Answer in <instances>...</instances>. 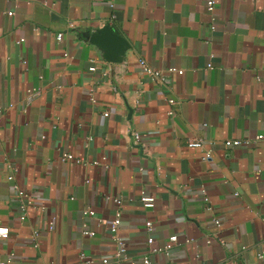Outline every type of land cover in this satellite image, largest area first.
Wrapping results in <instances>:
<instances>
[{
    "label": "crops",
    "instance_id": "obj_1",
    "mask_svg": "<svg viewBox=\"0 0 264 264\" xmlns=\"http://www.w3.org/2000/svg\"><path fill=\"white\" fill-rule=\"evenodd\" d=\"M206 1L0 0V258L85 264L84 249L97 262L114 251L120 207L127 263L174 236L155 264H264V137L244 140L264 133V0H216L214 28ZM105 24L129 42L122 60L88 36ZM28 86L42 91L23 107Z\"/></svg>",
    "mask_w": 264,
    "mask_h": 264
},
{
    "label": "built area",
    "instance_id": "obj_2",
    "mask_svg": "<svg viewBox=\"0 0 264 264\" xmlns=\"http://www.w3.org/2000/svg\"><path fill=\"white\" fill-rule=\"evenodd\" d=\"M206 5L207 8L212 12V23H211V27L214 28V20L216 19V15L214 13V9L216 6V0H207L206 1ZM8 13H13L12 9L8 10ZM73 24V23H72ZM140 64L143 67L144 71L153 79H157L160 81H164L166 76L165 73L162 69L157 68L155 66H153L152 64H150L144 57H140L139 58ZM23 62L26 63L27 60L23 59ZM208 65H211V62L208 63ZM96 68V64H92L90 65V69H95ZM170 69H178L179 72H183V68H175V67H170ZM42 89L40 86H28L26 89V92L24 94V98H23V107H26L35 97H37L40 93H41ZM169 103L171 105H173L174 103L177 102V99L173 96L169 97ZM11 105V104H10ZM6 109L5 104H3L2 102H0V120L2 118V114L4 112V110ZM170 112H173V106L169 108ZM108 111L105 110L104 113H107ZM132 135L133 138L135 140V142H138L141 139V133L137 130H133L132 131ZM264 137V133L263 132H258L256 133L253 137H249L244 139L245 141H250L249 139H260ZM242 142V139L240 138H227L225 140V143L227 145L230 144H239ZM204 143V138L200 135L197 134H192L190 136H188L187 138V144L189 146H202ZM210 151H208L205 156H210ZM62 158L65 159H73L76 161H79L82 159V157L80 156H76L73 152H66L63 154ZM9 178H13L14 177V173L10 172L9 173ZM15 193L17 194V196L20 198V200L23 202L24 205H36V207H42L41 205H37L34 201V197L33 194L22 188L19 184L14 183L13 184ZM202 190L204 193V199L206 202V208H211V204H210V198L209 195L206 193V189L205 186H202ZM108 197H110V194H107ZM113 197V199L119 203V205H121L122 203V198L120 196H111ZM142 200L144 202L145 205L147 206H152L154 205V196L153 195H145L142 196ZM84 213L86 214H95V210L90 207L87 206L86 208H84ZM214 221L216 222V224H220L221 220L219 217L215 216ZM55 222H56V216L53 215L48 223L49 228H54L55 226ZM121 222H122V217H121V209L120 207H118L116 209L115 215L113 218H111L108 221V229L110 232L111 237L113 238V240L115 241V248L114 251L110 254H104L101 256V259L99 261H95L93 258V255L90 253H87L84 249H82L79 252V255L81 258L84 259L85 264H131V263H127L126 262V257L128 254V243H127V238L121 233L120 231V226H121ZM146 226L148 229H152L153 227V220H151L150 218L146 221ZM37 230H34V234H37ZM82 232L84 234H88V235H92L94 234V230L90 227H88V225L86 223H84ZM9 233V227L7 225L4 224H0V234L3 236H7ZM218 239L221 242H224V239L222 236L218 235L217 236ZM154 237L149 236L148 237V241H153ZM174 236L171 237V240L167 241L165 244L163 245H153L150 248L149 252H146L145 254H143L142 260H143V264H155L154 259H153V253L161 251V250H168L170 248V246L172 245ZM208 241H211V237L209 236L207 238ZM35 244H37V242H35ZM13 254L9 255L7 258H0V264H10L11 261H13Z\"/></svg>",
    "mask_w": 264,
    "mask_h": 264
},
{
    "label": "water",
    "instance_id": "obj_3",
    "mask_svg": "<svg viewBox=\"0 0 264 264\" xmlns=\"http://www.w3.org/2000/svg\"><path fill=\"white\" fill-rule=\"evenodd\" d=\"M89 38L99 44L105 50V56L109 60H122L128 45V40L120 33L115 31L109 24L97 28Z\"/></svg>",
    "mask_w": 264,
    "mask_h": 264
}]
</instances>
